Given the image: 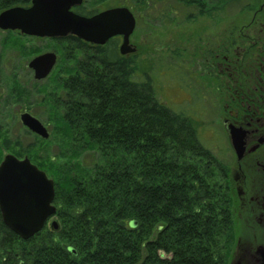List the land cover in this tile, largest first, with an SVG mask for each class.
<instances>
[{"label":"trees","instance_id":"1","mask_svg":"<svg viewBox=\"0 0 264 264\" xmlns=\"http://www.w3.org/2000/svg\"><path fill=\"white\" fill-rule=\"evenodd\" d=\"M30 5L0 0V14ZM61 41L68 44L56 52L67 53L73 75L54 77L63 94L48 100L71 130L69 154L97 162L35 163L55 181L60 229L24 241L0 212V264H228L236 240L228 164L191 118L162 103L151 77L135 79L115 45Z\"/></svg>","mask_w":264,"mask_h":264},{"label":"flooded vegetation","instance_id":"2","mask_svg":"<svg viewBox=\"0 0 264 264\" xmlns=\"http://www.w3.org/2000/svg\"><path fill=\"white\" fill-rule=\"evenodd\" d=\"M138 1L143 2V0ZM145 1V8L142 11L147 17L159 13L160 6H165V0ZM175 1H178L181 5L182 12L191 11L195 13H189V17L201 15L203 6L206 7L202 0ZM256 1L260 2V6L248 10L253 12V19L249 24L234 25L232 30L228 32L226 40L220 44H214L212 49L208 51L207 56L200 62L201 68L197 72L180 74L179 82H176V90L181 98L179 105H174L169 96H165L166 101L162 100V103L167 107L177 108V113L191 118L196 127H199L200 137L211 144H221L223 147L221 155L230 157L228 176L237 232L236 243L229 264H262V258L257 254V251L264 247V0ZM118 8H127L135 16L136 28L130 37V44L135 49V52L128 55L121 54L122 36L113 37L104 45L91 46L100 47L106 51L115 45L113 48H115L118 58L129 61L132 64V75L135 79H139L142 78V75L136 72L138 50L133 40L142 19L129 7L119 5H105L101 11L96 10V14ZM72 10H77V8ZM170 11H173V9H162L160 13L164 15ZM19 50L21 51V44ZM50 52L57 54V63L46 79L50 76L52 78L55 77V79L57 77L61 79V77L66 76V78L70 79L74 68L71 59H67L66 74L63 73V68L59 74L54 76V71L62 59L56 50ZM194 56H196V52ZM32 60L28 63V68L33 73L32 80L35 82L46 80L39 81L35 79V72L29 66ZM168 69L167 73L169 74L170 68ZM20 75L21 71L19 76L13 73L11 76L3 78V74L0 73V81L5 82V87L11 95L9 99H5V106L3 103L0 108L9 109L10 104L13 102L20 105V108L13 116L2 114L6 110H0V116L6 123H8L9 119L12 120L10 128H4V131L0 129V156H3L2 160L9 154L7 151L10 149L16 155H19V157H15L21 160V116L29 113L39 119L31 111L21 109V93H23V97H26L28 92L24 89L25 86L21 82ZM147 75L151 77L153 82L155 81L154 77ZM55 79L53 80V86L39 89L48 98L51 93L54 95L63 94L61 92L63 87H58ZM200 82H203L204 86H201ZM15 86L17 87L16 92L14 91ZM68 93L66 91V95ZM46 103L50 109L52 120L55 122L59 119L62 123V115L60 113V117L57 118V111L53 102L47 99ZM11 111L9 109L6 113ZM205 116H208L209 122H206ZM15 121L20 126V135L12 140V125ZM42 123L51 136L49 126L44 122ZM197 124H200V126ZM22 127L28 130L23 124ZM28 131L36 137V142L34 143L36 145L37 140H40L41 137L30 130ZM207 132L209 134L206 138ZM234 141L240 144V155L234 148ZM26 157L29 158V156H24L23 159Z\"/></svg>","mask_w":264,"mask_h":264},{"label":"rangeland","instance_id":"3","mask_svg":"<svg viewBox=\"0 0 264 264\" xmlns=\"http://www.w3.org/2000/svg\"><path fill=\"white\" fill-rule=\"evenodd\" d=\"M85 1V7H93L97 11H101L105 5L127 6L142 19L133 40L138 50L136 72L139 75L149 74L154 77V85L158 97L161 98V101H166L165 96H169L174 105H179L181 102L176 90V82H179L180 74L197 72L201 68L200 62L207 56L208 51L212 49L214 44L224 42L228 32L232 30L234 25H247L252 21L253 12L248 11L249 9L244 10V8L249 5L254 8L260 6V2L256 0H202V3L206 5V7L203 6L202 14L189 17V13H195L191 11L182 12L178 1L165 0V6H160L159 13L147 17L143 12L145 0L143 2L138 0ZM168 8H172L173 11L166 12L164 15L160 13L162 9L168 10ZM20 44L21 51L18 48ZM66 44L68 43L61 40L36 39L23 36L19 32L0 30V73L5 78V76H11L13 73L19 76L21 71V82L24 83V89L28 92L27 97L21 98V109L31 111L40 121L47 124L51 131V137L48 141L40 139L37 140L35 145L36 137L24 129L21 124L22 150L20 158L23 159L24 156L30 155L33 159V164L41 163L43 168L48 170L51 169L49 167L51 165L61 166L72 163L76 168L77 165L80 167H83V165L84 167H91L97 162L96 156L92 153L79 155L78 158L74 157L76 154H69L70 145L74 141L69 125L66 122L61 123L57 120L55 122L52 120L50 109L46 103L48 97L42 90L39 91L42 87L53 86L54 78L50 76L44 81L35 82L32 80L33 73L28 68L30 60L38 54L57 49L63 50L65 47L63 45ZM195 52L196 56H194ZM66 56L67 53L64 51V58L57 65V69L55 68L54 76L59 74L61 69L65 67ZM168 68H170L169 74L167 73ZM200 83L201 86H204L203 82ZM5 85L4 81H0V105L4 103L5 99L11 97ZM10 105L9 109L12 111L6 113L9 109L0 108V110H6L2 114L13 116L20 108V105L14 102ZM170 108L178 112L177 108ZM205 118L207 119L206 122H209L208 116H205ZM11 124V119L6 123L0 116V129L2 131H4V128H10ZM197 125L200 126V124ZM12 133V140L20 135V126L16 121L12 125ZM208 134L209 132L206 133V138ZM202 141L216 154H222L223 147L221 144H211L203 139ZM7 152L19 157L12 149ZM2 157L0 156V164L3 162ZM219 157L227 164L230 163V157L225 155ZM35 165L37 166V164ZM52 220L58 222L57 216L51 219L46 226L51 231L53 230L51 226Z\"/></svg>","mask_w":264,"mask_h":264},{"label":"water","instance_id":"4","mask_svg":"<svg viewBox=\"0 0 264 264\" xmlns=\"http://www.w3.org/2000/svg\"><path fill=\"white\" fill-rule=\"evenodd\" d=\"M84 0H32L28 8L14 7L0 14V29L18 31L22 35L59 39L73 36L85 43L104 45L116 36H123L122 55L135 52L130 36L135 29V18L127 8H118L86 17L73 12ZM57 63V55L47 52L35 57L29 66L36 80L46 79ZM22 124L31 132L49 139L46 127L29 113L21 116ZM240 155V144L234 141ZM55 183L47 174L33 165L28 158L19 160L5 156L0 165V212L7 228L27 241L41 232L46 223L57 213L53 202ZM59 230L56 220L51 224ZM257 254L264 264V247Z\"/></svg>","mask_w":264,"mask_h":264}]
</instances>
